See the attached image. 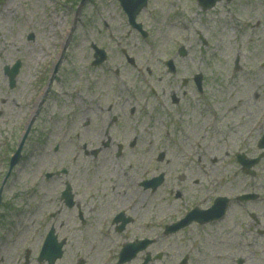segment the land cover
I'll list each match as a JSON object with an SVG mask.
<instances>
[{"label": "rangeland", "instance_id": "rangeland-1", "mask_svg": "<svg viewBox=\"0 0 264 264\" xmlns=\"http://www.w3.org/2000/svg\"><path fill=\"white\" fill-rule=\"evenodd\" d=\"M4 1L5 4L0 5V142L8 136L17 141L21 133L16 130L12 136L5 126L8 114L5 103L13 98L21 102L27 92L32 91L35 74L45 67L50 69V62L60 61V68L54 76L55 82L53 80L55 93L50 99L51 108L46 106L38 117L32 114L30 122L25 119L21 123L23 128L33 121L32 131L24 146L23 158L2 187L0 214V247L9 238L15 237L16 243L8 242V250L6 245L3 246L2 250L7 251L3 250L4 254L1 250L0 264H15L20 247L31 251L29 264H34L40 245V236L35 229L43 220H49L48 211H51L45 208L41 211L37 207L39 199L45 200L47 207L56 211L51 222L68 221L70 239L58 264H75L71 260L76 248L86 256L82 264L98 263L90 260V256L97 260L103 257L104 253H97L96 249L88 251L89 244L72 221H75L74 212L64 208L59 211L62 205L55 191L60 188L59 178H41L45 172L62 165L67 169V177L71 178L73 174L77 182L89 179L93 183V192H90L93 195L81 197L80 188L76 190L82 203L88 204L85 212L91 221L90 233L91 230L95 232L102 217L114 210L106 213L108 208L119 201L112 195L116 191L110 190V183H104L102 173L107 171L102 172L100 159L103 155L92 162L91 156H75L72 148L65 145L68 136L79 145L83 141L97 145L102 136L98 138L100 132L96 126L109 121L108 115L100 114L97 109L118 101L109 85L115 80L113 75L105 66L96 69L88 63L89 43L108 49L116 62L119 46L130 44L135 52L142 51L137 58V65L142 69L140 73L134 71L130 76L124 73V77L117 80L119 84L122 80L133 86L139 100L148 94L141 76L155 84L160 94L167 92L171 84L180 88L177 90L180 104L173 106L163 96L167 105L159 108L156 105L158 111L151 121L148 114L135 106V121L130 123L136 126L137 143L123 154L120 165L111 167L116 172H127L128 177L139 181L160 172L165 175V183L153 196H146L149 202L137 211L136 218L138 226L142 221L151 223L150 219L153 223L146 225L150 227L140 231L139 235L157 239L146 248L152 254L159 250L164 252L155 264H179L182 258H187L186 264H236L239 258L241 264H264V157L252 168L254 176L243 174L233 158L229 161L231 152L237 149L249 157H256L260 152L257 139L264 131V67L260 65L264 60V0H219L205 11L197 6L196 0H149L136 17L142 28L149 32L146 40L134 33L127 35L126 32L135 31L129 27L117 0H87L79 9L77 19L75 11L80 0ZM70 28H73L72 32ZM84 32L89 34L84 35ZM29 34H33V40L28 39ZM181 44L187 50V56L175 59L179 71L177 81L169 74L165 75L164 69L151 60V55L164 57L165 52L171 54ZM30 51L39 53L37 62L42 61L37 65L29 61ZM145 57L153 62L149 66L150 74L142 64ZM17 59L22 61L21 76L16 87L9 89L6 81L3 82L1 68ZM112 59L109 58V64L114 66ZM235 61L237 68L234 69ZM119 69L128 71L122 63ZM198 73L202 77V92L190 83L191 75ZM182 76L188 79L185 86H181ZM121 99L118 108L128 107L127 100L123 99L129 100V97L125 94ZM126 121L122 115L118 120L123 125ZM85 124L94 130L88 134L82 128ZM68 126L73 127L74 132L65 133L64 128ZM58 140L62 141V155L57 156L51 153V146ZM15 145L17 142L13 149ZM146 149L151 151L146 153ZM160 152L165 155L158 161ZM72 155L75 157L70 163ZM214 159L216 162H212ZM7 168L0 148V186ZM112 178L115 185L124 181L116 176ZM207 181H211L218 191H224L223 185L231 187L233 197L238 193H249L256 194L258 199L233 204L226 217L214 226L198 231V225L191 223L163 238L161 231L166 221L172 223L191 207L208 205L200 202L206 194ZM137 189L135 183L133 190ZM177 192L181 196L176 197ZM18 264L25 263L22 259Z\"/></svg>", "mask_w": 264, "mask_h": 264}, {"label": "flooded vegetation", "instance_id": "flooded-vegetation-1", "mask_svg": "<svg viewBox=\"0 0 264 264\" xmlns=\"http://www.w3.org/2000/svg\"><path fill=\"white\" fill-rule=\"evenodd\" d=\"M121 55H117L121 59H124L125 61V55H130L131 53L128 49L126 50L125 48H121L120 50ZM177 55V54H176ZM178 56V55H177ZM128 61V60H127ZM126 61V64H127ZM176 68V66H175ZM149 72V70L147 69ZM118 72V70H117ZM178 72V66L177 70ZM170 91L166 93L163 91L162 96L166 97V99L169 101V103L173 106H178L181 102V97H179V94L177 91H175L172 88V84L170 85ZM39 104H34V108H38ZM41 106V104H40ZM123 107H117L113 104H107L105 106H101L99 108V112H105L106 114L110 115V122L108 124L104 125H97L96 130L100 132V136H98L97 145L92 146V143L90 142H84L83 145L81 146L83 155L87 156L89 154L93 153V148L99 147L100 148V154L98 156H101L100 163L103 166V170H106L107 172L102 173V177H104V183L107 185L110 183V190L113 192V189L116 192H113L112 195H115L119 201L114 202L110 208H108L107 212H111V214L107 215L106 217H102L98 224H97V229L95 232L94 230H91V233L88 232V227L90 229V224L91 221L89 217L86 215L88 214L87 211L85 212V208H87L88 204L84 201V204L82 203L81 199L79 196H76V190H79V194L81 195H93L90 194V192H93V183H90V180H80V182H77L76 179L73 177V174L71 178L67 177L65 184L69 186L70 192H72V205L70 207L66 206L63 202V200L60 197L59 194V202L62 203V207H65L66 210L70 212H74V224L76 223V227L81 228V235L85 239V241L89 245H97V253H100L101 251H104L106 248H111L114 244L118 243L119 241L125 242H136L140 241L143 239H148L153 241L157 240L155 238H148L146 235L142 234L139 235V232H144V229H148L150 226H146V222L141 226L136 225V218L137 217V211H141L143 208L146 207V195L148 193H152L153 190L150 188H143L141 186V183L139 186L143 189L142 191L144 193H147L146 195L144 194L140 200H137L135 196V190L134 188L135 183H134V178L133 177H128L127 172H116V170L112 169L111 167L116 165H120V162L122 160V157L124 153L128 150V148L133 147L137 143V137H136V126L134 124H129L126 122L125 125L122 123L119 124L118 120L121 115H124L126 111L132 112L133 110L130 108L124 107V111H122ZM15 119H18V113L14 116ZM135 126V127H134ZM85 130H87V133L89 134L91 130L89 129L88 125L83 126ZM94 130V129H93ZM102 134V135H101ZM102 139V140H101ZM129 140V141H127ZM71 140H69L67 143H69ZM105 146V147H104ZM69 147H72L69 145ZM58 147L55 148L57 150ZM98 153V152H97ZM98 158V157H97ZM96 159V158H95ZM98 175V174H95ZM112 176H116L119 179H124L123 182H118L117 185H115ZM133 183V186L131 185ZM117 186V187H115ZM81 192V193H80ZM82 197V196H81ZM126 200V201H125ZM131 204L129 208L126 210H122V216L121 219L118 220L116 223L113 222V219L121 212L120 210L122 208H126L128 205ZM86 213V214H84ZM140 219V217H138ZM142 220V219H141ZM67 222L68 221H61V222H51L49 227L47 229H44L42 232V236L44 237L48 231V229H53L54 235L58 237L60 240L65 241V246L68 244V240L70 232V228L68 229L67 227ZM55 224L58 226L56 227ZM134 226V227H133ZM147 227V228H145ZM165 227H163L161 231V236L163 238L167 237V234L165 233ZM76 234V233H75ZM79 234V233H78ZM131 234V235H130ZM130 235V237H129ZM78 237L79 235L76 234ZM129 238V240H127ZM151 244V243H150ZM149 244V245H150ZM95 245V247H96ZM148 247V246H147ZM103 253V252H102ZM110 256L108 259L105 261L104 264H118L117 263V257L116 255L114 256V250H111ZM98 254L96 255V257ZM106 255L104 254V257ZM159 256V258H156ZM163 254L161 252H156L155 254H152L151 250L146 249L144 253H140L138 255H135L134 258L130 260V263L127 264H140L141 262L144 261L145 258H149L150 262L153 260H160L162 258ZM95 257V258H96ZM138 259H140L139 262ZM90 260H93V262H98L102 263V258H99V260L94 259L93 256H90ZM23 261L25 264L29 263V258L25 260V257H23ZM101 261V262H100ZM136 261V263H135ZM36 264H38V260L36 259ZM39 264H45V263H39ZM125 264V263H124Z\"/></svg>", "mask_w": 264, "mask_h": 264}, {"label": "water", "instance_id": "water-1", "mask_svg": "<svg viewBox=\"0 0 264 264\" xmlns=\"http://www.w3.org/2000/svg\"><path fill=\"white\" fill-rule=\"evenodd\" d=\"M120 1H121V4H122L124 10L126 11V13L128 15L129 22L132 25H135L134 24L135 15L139 12V10L143 6H145L146 0H120ZM216 1L217 0H198L199 5L202 7V9H207V8L212 7L215 4ZM260 146L264 147V137H263V139L261 141ZM18 152H19V150L17 151L16 157L18 155ZM15 163H16V160L15 159L12 160V162L10 164V168H12ZM247 163L249 165V164L252 163V161H249ZM132 253H134V251Z\"/></svg>", "mask_w": 264, "mask_h": 264}, {"label": "bare ground", "instance_id": "bare-ground-1", "mask_svg": "<svg viewBox=\"0 0 264 264\" xmlns=\"http://www.w3.org/2000/svg\"><path fill=\"white\" fill-rule=\"evenodd\" d=\"M19 40L20 39H18V42H19ZM29 58L32 60L33 59V62H34V64L36 65L37 64V60H39L40 59V55H39V53H37V54H34V51H30L29 52Z\"/></svg>", "mask_w": 264, "mask_h": 264}]
</instances>
